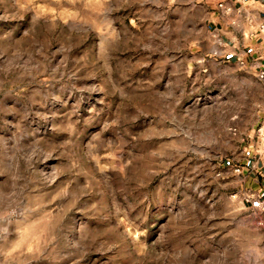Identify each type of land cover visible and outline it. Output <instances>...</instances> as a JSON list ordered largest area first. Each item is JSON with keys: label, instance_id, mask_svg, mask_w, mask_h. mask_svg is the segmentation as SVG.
Instances as JSON below:
<instances>
[{"label": "rangeland", "instance_id": "1", "mask_svg": "<svg viewBox=\"0 0 264 264\" xmlns=\"http://www.w3.org/2000/svg\"><path fill=\"white\" fill-rule=\"evenodd\" d=\"M217 3L0 0V264H264L255 23Z\"/></svg>", "mask_w": 264, "mask_h": 264}, {"label": "crops", "instance_id": "2", "mask_svg": "<svg viewBox=\"0 0 264 264\" xmlns=\"http://www.w3.org/2000/svg\"><path fill=\"white\" fill-rule=\"evenodd\" d=\"M217 5L219 8H223L221 13L223 14V20L227 23H231L235 25V33L240 34V31L243 32L242 21L239 20L238 17H233L230 20L229 16L231 13H235V11L242 7V5L246 8L244 14L245 20L255 23V31L254 36L251 34V38L247 39L244 37L246 45H244V49L250 55L252 61L255 63V70L258 75V72L264 69V0H218ZM231 21V22H230ZM220 35V55H229L233 56L237 52L242 53L241 50L236 49L233 45L234 33L223 30ZM229 44H232V47H229ZM233 49V52H230L229 49ZM248 48V49H246ZM244 53V52H243ZM246 53V54H247Z\"/></svg>", "mask_w": 264, "mask_h": 264}, {"label": "built area", "instance_id": "3", "mask_svg": "<svg viewBox=\"0 0 264 264\" xmlns=\"http://www.w3.org/2000/svg\"><path fill=\"white\" fill-rule=\"evenodd\" d=\"M219 6H221V5H219ZM257 78L260 80H264V69H262L258 72ZM258 206L264 209V199L261 201H258Z\"/></svg>", "mask_w": 264, "mask_h": 264}]
</instances>
